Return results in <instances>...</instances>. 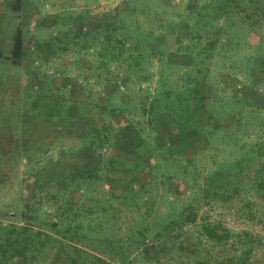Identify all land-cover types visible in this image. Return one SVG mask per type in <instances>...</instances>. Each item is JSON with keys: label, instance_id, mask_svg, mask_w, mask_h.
I'll return each instance as SVG.
<instances>
[{"label": "rangeland", "instance_id": "rangeland-1", "mask_svg": "<svg viewBox=\"0 0 264 264\" xmlns=\"http://www.w3.org/2000/svg\"><path fill=\"white\" fill-rule=\"evenodd\" d=\"M6 1L0 0V211H9L10 215L1 216L0 222L21 224L23 220L19 212L25 202H31L37 214L41 215L34 225L45 222L57 211H62L70 222H74L70 218L76 212V208L72 207L73 203H87L89 200L81 196L80 191L77 192L73 186L70 189L68 184L57 181L56 177L60 175V167L63 170L70 169L73 163L80 164L81 161L91 164V167L96 164L90 157L85 160L77 159V155L62 151H68L70 147L79 144V132L76 129L55 126L54 123L25 111L24 102L31 100L35 90L40 94H53L63 101L76 98L96 101L98 104L105 100L113 104L125 95L129 102L122 104L123 112L118 116L103 115L101 122L111 117L113 123L141 126L147 140L146 147L150 149L160 137L153 128L154 119L150 120L151 114H141L138 97L144 99L156 92L161 65L152 57L143 67L144 77L148 78L138 80L139 76L127 75L116 69L118 66H115V61L109 64L104 56H99L98 46L85 47L82 42L76 43L77 28L87 27L113 8L126 7V0H23L19 14L9 10ZM173 1L179 5L178 11L186 10L188 0ZM205 1L209 0H200L199 3ZM136 3L138 5V0ZM153 10L152 7L148 8L150 13ZM171 15V12L159 15L157 20H153L155 28L160 29L165 18ZM77 16L79 18L76 20ZM133 16L144 20V15L138 13V7ZM151 23L153 22L149 25ZM214 24L227 30L232 42L226 46L225 54L215 55L210 62L216 81L212 88L214 92L217 89V92L212 95L213 92L206 90L203 97L205 101L210 95L211 98H217L216 105L220 103L221 106L216 115L227 129L237 133L238 142L234 145L230 139L226 141L219 138L216 144H205L202 141L188 147L180 156V161L188 157L197 160L196 166H193L195 179H180L178 173L181 168L177 170L168 166L169 169L167 167L165 172L173 175L172 190L160 184L157 194L153 192L152 198L144 199L147 203L153 202L154 206L160 205L163 210L170 205L176 210L183 208L193 211L194 221L169 233V237L163 236L158 249H161L160 253L164 252L163 245L168 241H179L188 236L191 239L190 248H196L198 254L174 250L165 257L160 254L159 259L150 261L147 256H154L153 248H147L144 254L140 249L129 246V258L136 264H176L174 261L178 258L187 264L204 263V258L211 259L206 260L205 264H215L224 256L240 258L246 253H249L247 264H264V242H260V238L264 236V0H245L233 7L228 16L221 17ZM16 27H20L24 33L27 51L18 65L7 59ZM173 39L167 38L168 55L179 44L175 42V37ZM179 53L181 52L175 56L177 61L190 62L188 56ZM172 59L175 58L167 56L165 61L170 62ZM103 64L107 67H103ZM118 65L121 67V64ZM107 69L112 70L113 77H122L118 90H114L112 80L108 82L109 79L104 77ZM176 69L184 71L186 67L182 65L174 68ZM122 81H128V87ZM30 86L33 89L26 88ZM170 120L166 111L155 119L156 125L166 129L165 135L175 131ZM239 144H259V156L238 170L232 183L219 193H213L212 185L207 186L211 190L208 192L210 196H207L203 175L211 165V156L217 153L219 159L224 160ZM103 152L109 168L114 170L110 175L118 176L116 163L109 160L111 153L115 151L109 149ZM244 156L248 159V151L244 152ZM150 160L154 162V157ZM160 160L156 172L144 171L146 178L162 175L167 164L163 158ZM31 171H41V181L49 177L52 181L36 184ZM103 187L107 196L109 193L114 196L121 194V186L109 191L110 184L105 181ZM217 191L216 189L215 192ZM243 198L251 200L250 211ZM121 202V199L115 198L116 205L124 206ZM123 214L116 223L123 229L129 218H137L138 214L139 219L136 211L125 216ZM206 219L221 222L235 236L226 239L220 233L207 236L200 226ZM179 233L182 236L178 238L176 236ZM95 251L113 264H121L112 250V244H109L107 250ZM53 259L55 254L50 256L47 264H53L50 263ZM54 264H58L56 259Z\"/></svg>", "mask_w": 264, "mask_h": 264}, {"label": "trees", "instance_id": "trees-1", "mask_svg": "<svg viewBox=\"0 0 264 264\" xmlns=\"http://www.w3.org/2000/svg\"><path fill=\"white\" fill-rule=\"evenodd\" d=\"M199 1L188 0L186 10L180 12L178 3L173 0H138V5L136 0H126V7L113 8L103 18L95 19L87 27L77 28V44L82 42L85 47L98 46L99 56H104L109 64L115 61V66H118L116 69L127 75L135 74L139 76L138 80L147 77H144L143 69L146 61H151L152 57L159 61L161 68L156 92L144 99L138 97V108L141 114H151L150 120L154 119L153 128L160 140H154L152 147L148 149L141 126L113 123L111 117L101 122L106 115L118 116L123 112L122 104L129 102L125 95L113 104L109 100L98 104L96 101L76 98L63 101L53 94H40L35 90L31 100L24 102L25 111L48 120L55 126L76 129L79 132V144L70 147L68 151H62L77 155V159L85 160L90 157L96 164L91 167V164L81 161L78 165L73 163L70 169L63 170L60 167V175L56 177L57 181L68 184L70 189L73 186L77 192L80 191L81 196L89 201L73 203L72 207L76 208V212L70 218L74 222H70L62 211H57L40 225H34L41 215L37 214L31 202L23 203L19 212L23 220L21 224L0 222V264H47L52 254H55L58 264H113L95 251L107 250L109 244H112V250L121 264H136L129 258V246L140 249L142 253L147 248H153L154 256H147L150 261L159 259L160 254L165 257L174 250L198 254L196 248H190L191 239L188 236L179 241H168L163 245L164 252L160 253L161 249H158L163 236L169 237V233L194 221L193 211L183 208L176 210L170 205L163 210L160 205L154 206L153 202L147 203L144 199L152 198L153 192L157 194L160 184L172 190L173 175L165 172L168 166L177 170L181 168L178 173L180 179H195L193 166H196L197 160L188 157L184 161L181 159L182 163L180 161V156L188 147L202 141L205 144H216L219 138L226 141L230 139L234 145L238 142L237 133L227 129L216 115L221 106L220 103L216 105L217 98H211L210 95L205 101L203 93L206 90L213 92L212 95L217 92V89L214 92L212 88L216 81L210 62L215 55L225 54L226 46L232 42L228 31L214 22L228 16L233 7L245 0ZM22 4L23 0L6 1L9 10L16 14L20 13ZM137 7L138 13L144 15V20L133 16L137 13ZM151 7L154 10L150 13L148 8ZM167 12L172 15L165 18L160 29H156L153 20ZM75 18L77 20L79 17ZM150 22L153 23L149 25ZM174 37L179 44L168 55L167 38L174 40ZM24 44V33L20 27H16L7 54V59L12 64L18 65L27 55ZM178 52L188 56L190 62L177 61L175 56ZM167 56L175 59L166 62ZM182 65L186 67L184 71L174 70ZM103 67L107 66L103 64ZM111 74L112 70L107 69L104 77L109 79L108 82L112 80L114 90H118L122 77H113ZM122 82L128 87V81ZM26 88L33 89V86ZM235 98L239 99L237 96ZM165 111L171 117V125L175 129L170 135H165L166 129L155 123L157 115H162ZM259 146L239 144L224 160H220L217 153H213L210 158L211 165L205 169L203 175L207 196L211 192L207 186L212 185L215 194L229 186L237 171L259 156ZM109 149L115 151L111 153L109 160L116 163L118 176L110 175L114 170L109 168L103 152ZM245 151H248V159L244 156ZM151 157H154V162H151ZM162 158L167 164L162 175L146 178L144 171L156 172ZM41 171L30 172L36 184L52 181L50 177L41 181ZM126 177L128 180H125ZM105 181L110 184L109 191L121 186V194L114 196L109 193L107 196L103 187ZM115 198L121 199L124 206L116 205ZM242 200L250 211L251 200ZM132 211L139 213V219L138 214L137 218H129L124 229L116 225L123 213L125 216ZM9 215V211H0V217ZM200 226L207 236L212 237L219 233L224 234L223 239L235 236L230 228L219 221L206 219ZM180 236L181 233L176 237ZM260 242H264V236L260 238ZM248 256L249 253L240 258L228 255L218 259L215 264H247ZM55 259L50 263L54 264ZM206 260L204 258V263L200 264H205ZM174 262L187 264L181 258Z\"/></svg>", "mask_w": 264, "mask_h": 264}]
</instances>
